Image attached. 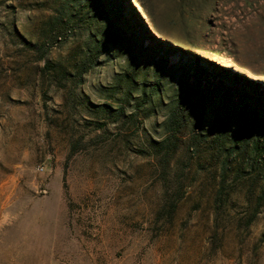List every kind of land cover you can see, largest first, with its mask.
<instances>
[{"label": "rangeland", "instance_id": "obj_1", "mask_svg": "<svg viewBox=\"0 0 264 264\" xmlns=\"http://www.w3.org/2000/svg\"><path fill=\"white\" fill-rule=\"evenodd\" d=\"M236 84L264 91V0H0V264H264V158L232 148L264 104Z\"/></svg>", "mask_w": 264, "mask_h": 264}, {"label": "trees", "instance_id": "obj_2", "mask_svg": "<svg viewBox=\"0 0 264 264\" xmlns=\"http://www.w3.org/2000/svg\"><path fill=\"white\" fill-rule=\"evenodd\" d=\"M118 8H121V7H118ZM196 74H200L201 77L203 76L202 71H200V70H196ZM198 76H197V79L199 82H201L200 79L198 78ZM204 77H206L205 74H204ZM238 80H240V79H238ZM228 90L233 95L240 94L241 97H246V96L254 97L255 99H257V102L260 105L264 104V96H263L264 91L262 90L263 93H259V92H257L258 88H253L254 92L249 93L247 90L245 91L244 89L240 88V86L238 84H236V85H229ZM195 92H196L195 90L189 89V91H187L183 95V97L179 99L176 107L174 108L173 112L171 113V115L169 117V120L167 122L168 128H169V130H168L169 134L166 138L161 140L160 147L156 149L157 155H160V153L163 154V159H165V161H168V162L171 161V159L175 155L177 147L173 146L170 142H171L172 137L177 136L176 134L180 130L181 123L185 122V120H187V118L190 117L189 113H191L192 115L195 114L196 126H201L203 123V116L205 113V108L202 107V108H200V110L198 109V106L200 105L199 102L193 100V96L195 95ZM231 94H230V96H232ZM259 104L256 103V106H258ZM262 107L264 108V106H262ZM197 109H198V111H197ZM230 110H232V108L231 109H224L223 112L219 113V114H223V115H219L218 117L215 118L216 119L214 122L215 128L213 129L214 135L218 134L219 137L223 135V132H221L219 134V131L217 129L218 125L221 126V127L219 126L220 129L222 127L225 128V127H228L231 125V122L229 121L228 116L225 118V115L227 114V112L229 114ZM257 122L258 121H256L255 116H244V117H242L240 120L239 127L237 129V134H236L234 144L232 145V148L238 154L239 152L244 151V149L246 147H248L244 143L251 142L250 145L252 147L249 150V152H251V155L253 158L251 161V164H250L251 167L254 166V164H255L254 162H258V160H261V158H264V118L259 123H257ZM255 127L260 128V134L256 135V136H255V131H254ZM238 147H241V151H239L240 148H238ZM222 168L225 171V165H223ZM167 194L168 193L166 192L165 196ZM168 196H169V194L165 198L164 209L166 212L172 213L176 209V202L172 201V199H169ZM170 201H172V202H170Z\"/></svg>", "mask_w": 264, "mask_h": 264}, {"label": "bare ground", "instance_id": "obj_3", "mask_svg": "<svg viewBox=\"0 0 264 264\" xmlns=\"http://www.w3.org/2000/svg\"><path fill=\"white\" fill-rule=\"evenodd\" d=\"M219 62L222 63V64H224V65H226V66H229V62L228 61H224V60H220L219 59Z\"/></svg>", "mask_w": 264, "mask_h": 264}, {"label": "built area", "instance_id": "obj_4", "mask_svg": "<svg viewBox=\"0 0 264 264\" xmlns=\"http://www.w3.org/2000/svg\"><path fill=\"white\" fill-rule=\"evenodd\" d=\"M38 169H39L40 171H44V169H45V165H39V166H38Z\"/></svg>", "mask_w": 264, "mask_h": 264}]
</instances>
